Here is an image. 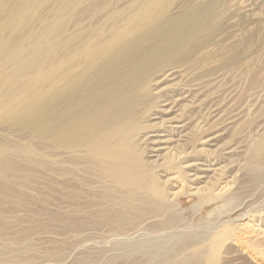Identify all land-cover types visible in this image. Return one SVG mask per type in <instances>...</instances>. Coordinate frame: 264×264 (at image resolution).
I'll return each mask as SVG.
<instances>
[{
    "label": "rangeland",
    "instance_id": "1",
    "mask_svg": "<svg viewBox=\"0 0 264 264\" xmlns=\"http://www.w3.org/2000/svg\"><path fill=\"white\" fill-rule=\"evenodd\" d=\"M245 1L259 22L234 44L218 45L236 0H0V256L13 258L10 264H157L146 254L150 235L167 243L162 230L177 229L172 239L177 257L194 251L199 264H264V148L247 164L264 127V0ZM156 2L173 18L194 5L217 18L194 46L158 64L204 65L199 48L215 45L207 61L216 63L193 81L211 94L210 135H218L211 144L219 147H211L216 149L211 157L220 158L218 184L227 187L214 191L216 196L211 189L195 194L187 191L193 181L178 176L174 190L182 198L150 223L142 208L132 215L128 206L111 201V190L97 182L90 164L67 151L72 142L54 120L61 106L49 98L51 90L55 97L61 92L66 44L69 67L78 70L113 36L134 28L135 18L150 7L153 18ZM245 19L239 18L242 24ZM135 231L140 235L132 239L124 234Z\"/></svg>",
    "mask_w": 264,
    "mask_h": 264
},
{
    "label": "bare ground",
    "instance_id": "2",
    "mask_svg": "<svg viewBox=\"0 0 264 264\" xmlns=\"http://www.w3.org/2000/svg\"><path fill=\"white\" fill-rule=\"evenodd\" d=\"M157 5V10H154L157 14H153V18H150V7L142 19L135 18L137 25L134 28L117 33L111 38L110 45L106 44L97 57L89 64L80 65L78 70L69 67L71 51L66 44L61 62V66H66L62 72L61 92L55 97L54 90H51L49 98L51 103L61 106L60 114L54 120L62 127V137L72 142L69 149L66 145L64 148L90 164L97 182L111 190V201L128 206L130 214L142 208V213L149 215L146 221L150 223L161 219L162 209L181 197V192L174 190L178 176L183 180L189 177L193 181L187 191H194L195 194L211 189L212 196H216L227 187L221 186L222 181L218 184L222 174L220 158L211 157L219 147L217 143L211 144L218 135H210L207 85L193 81L195 76L197 78L203 73L205 66L216 63L212 59L207 61L215 45L213 47L209 43L199 48L200 55L205 58L204 65L179 62L158 64L193 45L217 18L206 16L201 5L190 6L189 11L188 8L186 12H181L180 17L173 18V14L167 15L169 9L165 5ZM234 7L235 14L229 18L228 27L216 39L218 45L234 44L259 22L257 12L245 0H236ZM241 16H246L243 24L239 20ZM143 20L145 24L140 23ZM253 145L247 164L264 148V127L254 138ZM212 146L217 147L211 149ZM231 152L227 154L232 155ZM82 167L84 170L85 166ZM216 190L218 192L214 193ZM173 230H162L169 235L166 237L170 238L168 244L150 235L153 238L150 241L152 247L146 251L149 262L196 264L194 259L198 256L194 251L182 258L177 257L179 249L172 242L177 236V229ZM138 233L132 232L131 236L124 234L132 239L140 235ZM132 243V247H138L137 243ZM160 251L164 258L158 257ZM11 261L13 258L6 257L5 253L0 256V264H10ZM109 262L107 260L103 264Z\"/></svg>",
    "mask_w": 264,
    "mask_h": 264
}]
</instances>
